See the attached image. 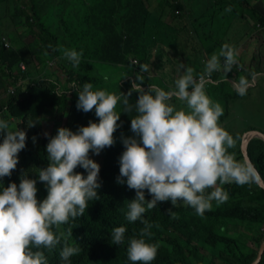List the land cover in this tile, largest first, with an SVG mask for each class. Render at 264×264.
<instances>
[{
  "label": "trees",
  "instance_id": "1",
  "mask_svg": "<svg viewBox=\"0 0 264 264\" xmlns=\"http://www.w3.org/2000/svg\"><path fill=\"white\" fill-rule=\"evenodd\" d=\"M261 1L0 0V119L9 122L10 130L19 128L27 134L26 147L18 154L17 167L10 177L0 178V190L13 182L19 185L22 174L37 179L39 169L47 167L45 133L54 136L60 127L76 132L79 127L88 126L89 121L98 123L94 109L88 113L77 110L78 93L72 88L73 84L79 88L90 82L93 91L104 90L118 96L128 93L133 79L138 83L143 80V86L155 84L165 91L172 90L174 79L169 81L163 75L155 79L142 73L150 57L171 54V68L178 75L182 73L178 71L181 63L195 67V74L201 72V60L187 52L191 38L198 39L193 53L201 52L206 61L213 53L218 54L225 43L236 47L249 33L231 34L229 28L264 30ZM229 6L232 13L224 11ZM167 18L170 20L166 21ZM222 24H225L224 32H214ZM19 26L30 34V41L24 42L23 36L16 32ZM61 49L82 52L77 68L63 57ZM132 58L137 59L136 65ZM238 58L237 53L236 60ZM99 65L113 69L106 71ZM225 74H237L236 67L232 66ZM217 77L219 75H212L214 80ZM243 78L250 80L251 73L245 71ZM248 95L249 92L242 98L236 89L233 92L221 89L214 99L223 105L219 120L236 141L235 147L228 151L238 161L243 160L242 134L264 133V129L255 124L237 128V124L245 120L236 116L234 108L245 105ZM137 98L138 94L133 92L129 98L133 108L128 113L124 112L122 100L117 103L115 110L120 114L117 123L121 127L113 134L114 145L99 155L90 151V159L100 165V198L88 202V208L78 217L79 223L72 232L64 231V236L69 237L81 230L68 243L79 246L82 249L79 254L88 255L89 261L84 264H132L127 255L128 240L133 236L139 238L143 225L126 219L129 202L124 198L126 191L119 187L117 177L119 157L124 151L121 134L133 135L130 124L131 118L137 115L134 107ZM171 103L177 108L184 107L175 98ZM253 103L257 102L250 105L259 108ZM30 123L35 126L28 127ZM2 141L0 133V143ZM247 153L264 181V140L260 136L251 138ZM83 171L78 167V173ZM40 184L44 183L37 179V185ZM218 186L228 193L229 199L220 205L213 201L212 209L203 217L182 201H178L175 208L170 201L158 202L156 208L146 211L144 218L153 227L152 236L145 239L157 245V255L151 264H253L257 261L264 241V188L257 182L242 186L219 185L218 182ZM128 197H135V193L130 191ZM145 199H151L147 190ZM170 208L178 218H170L167 214ZM119 226L127 231L125 242L118 246L111 243L110 232ZM259 264H264V254Z\"/></svg>",
  "mask_w": 264,
  "mask_h": 264
},
{
  "label": "clouds",
  "instance_id": "2",
  "mask_svg": "<svg viewBox=\"0 0 264 264\" xmlns=\"http://www.w3.org/2000/svg\"><path fill=\"white\" fill-rule=\"evenodd\" d=\"M224 11L231 12V6ZM61 50L63 57L77 68L82 52ZM236 56L234 47L225 43L218 54L213 53L207 59L199 74L181 63L178 71L182 73L169 91L155 84L143 86L139 78V83L132 78L131 89L119 96L104 90L93 91L90 82L79 88L73 84L72 88L78 93L77 110L88 113L94 109L98 123L89 121L88 126H81L76 132L60 127L54 136L45 133L49 163L36 175L44 184L37 185V179L22 174L19 185L13 182L0 190V264H84L89 261L87 254H79L82 251L79 246L68 243L81 230L69 237L64 236V231L72 232L79 223L78 217L88 208V202L100 198V165L90 159V151L99 155L114 145L113 134L121 127L117 123L120 120L115 110L117 103L122 100L125 113L132 111L129 98L133 92L138 94L134 105L137 115L131 118L133 135L121 134L124 151L119 157L117 177L119 187L126 191L124 198L129 202L126 219L143 225L139 238L133 236L128 240L127 255L132 264H151L156 258L157 245L145 239L152 236L153 225L144 214L156 208L158 202L170 201L175 208L178 201H182L203 217L212 209L213 201L220 205L229 199L218 182L219 185L240 186L254 183L257 171L250 161H238L228 151L235 147L236 141L218 123L223 115L222 106L205 91V87L215 81L212 78L209 82L212 75H225L235 66L237 74L230 75L237 77H233V82L238 86H231L230 90L236 89L241 96L246 94L248 80L243 77L249 66L243 58L236 60ZM131 60L137 64L136 58ZM243 66L246 68L242 69ZM144 71L146 67L142 70L145 74ZM261 75L264 73L252 72L251 78L255 80ZM173 98L184 107L172 104ZM34 126L35 123H30L28 127ZM0 133L3 134L0 178L10 177L19 162V152L26 147L27 134L19 128L10 130L9 122L3 119H0ZM77 167L86 170L87 176L76 172ZM207 189L211 191L206 192ZM145 190L150 200L145 199ZM130 191L135 197H128ZM167 214L171 219L178 218L171 208ZM126 231L124 226L113 228L111 243L123 244Z\"/></svg>",
  "mask_w": 264,
  "mask_h": 264
},
{
  "label": "rangeland",
  "instance_id": "3",
  "mask_svg": "<svg viewBox=\"0 0 264 264\" xmlns=\"http://www.w3.org/2000/svg\"><path fill=\"white\" fill-rule=\"evenodd\" d=\"M232 13V12H230ZM240 11L237 10V14H239ZM170 18H167L166 21H169ZM18 20H15V22H17ZM223 27H216L214 29V32H216L217 34H221L224 32V26L225 24H222ZM250 28H229L228 33L231 34H235V33H249ZM25 31H27L26 29H24L22 26H19L16 29V32H18L21 36H23V41L24 42H28L32 39V37L30 36V34H26L24 33ZM253 35H257L259 36V38H254L251 42V44L249 45V51L248 54L249 55H245L242 56L243 60H248L250 57H255V58H260L263 56L264 58V30L258 29L257 31L253 32ZM248 37V36H247ZM247 37L243 38L241 40V42H249ZM249 38V37H248ZM198 44V39L193 37L191 38L189 47H188V51L187 52H193L192 49ZM240 44V43H239ZM241 47H244V44L241 45ZM253 54V55H251ZM170 55L171 54H160L158 56H151L149 59V64L148 66L145 65V67L147 68V71H144L146 76H153L155 79H157V77H161L166 76V79L169 81H173L176 80L178 78V73H175L173 71V69L171 68V63H170ZM196 55V54H195ZM197 56V55H196ZM101 66L102 69L106 70V71H111L113 69V67L111 66H106V65H99ZM161 81V80H160ZM262 87H264V80H261V84ZM259 87V88H255L253 91L249 92L248 97L246 98L245 101V105L243 106H237L234 108V113L236 114V116H238L239 118L244 119V122H239L237 124V128H243L249 124H255L257 125L259 128L264 129V124H262L260 122V120L264 121V100H263V88ZM250 91V90H249ZM252 102H257V103H253V104H257L259 108L254 107L250 104H252ZM257 108V109H255ZM41 123H44L43 121ZM219 125L224 128L225 130H228L225 126L222 120L218 121ZM78 167L75 169V171L77 172ZM80 173H86V170ZM230 234H233L234 232H229Z\"/></svg>",
  "mask_w": 264,
  "mask_h": 264
},
{
  "label": "crops",
  "instance_id": "4",
  "mask_svg": "<svg viewBox=\"0 0 264 264\" xmlns=\"http://www.w3.org/2000/svg\"><path fill=\"white\" fill-rule=\"evenodd\" d=\"M259 6H261V8H264V0H262L260 3H259ZM223 27V26H221ZM224 29H225V26H224ZM258 28H254V27H251L250 30H249V35L247 37L248 41L249 42H241L239 45H237L236 47H234L236 53H238L239 55V58H243L242 56H245L246 54H248L249 51V45L251 44L252 40L254 38H259V36L257 35H253V32L254 31H257ZM244 44V47H241V45ZM193 50V49H192ZM193 54V58L195 57H198V59L201 60V72L203 71L204 67H205V62H206V59L204 58V56L201 54V52L198 51V55L196 56L195 53L191 52ZM253 55V54H251ZM251 60H245V64L248 65V71L250 73L252 72H258V73H264V58L263 56L260 57V58H255V57H250ZM184 64V63H183ZM186 67H190V66H187L186 64H184ZM193 69H194V74H195V70L196 68L191 66ZM243 68H246L245 66H243ZM200 73V72H199ZM197 73V74H199ZM223 78H226V80H222V81H218V80H215L212 82L211 86L209 87H205L208 88L209 90H205L206 91V94L214 101V102H217L216 99L219 95V92L220 90H229V89H232L231 86H238L236 85L233 81H234V78H237L236 76H231L230 74H225V75H219V77L217 78H220L222 77ZM234 77V78H233ZM228 79V80H227ZM261 80H264V75H261L259 76L257 79L253 80L252 78L250 80H248V85H247V89H246V94L243 95V96H240L242 98H245L247 96V92H251L253 91L255 88H259V87H262L260 84H261ZM263 88V100H264V87ZM250 90V91H249ZM219 103V102H218ZM221 105V104H220ZM222 108H223V105H222ZM264 109V108H263Z\"/></svg>",
  "mask_w": 264,
  "mask_h": 264
},
{
  "label": "water",
  "instance_id": "5",
  "mask_svg": "<svg viewBox=\"0 0 264 264\" xmlns=\"http://www.w3.org/2000/svg\"><path fill=\"white\" fill-rule=\"evenodd\" d=\"M255 136H260L264 140V133H262L261 131H248V132H245L242 134L241 141H240V152H241L242 158H243V160L247 159L251 163H252V161L249 157V153H247V144H248V142H250L251 138H253ZM252 165H253V163H252ZM254 168L258 173L255 182H257L258 184H261V186L264 188V181L261 177V173L259 172L257 167L254 166ZM263 254H264V241L261 244L259 257H258L257 261H255L253 264H259L262 260Z\"/></svg>",
  "mask_w": 264,
  "mask_h": 264
},
{
  "label": "built area",
  "instance_id": "6",
  "mask_svg": "<svg viewBox=\"0 0 264 264\" xmlns=\"http://www.w3.org/2000/svg\"><path fill=\"white\" fill-rule=\"evenodd\" d=\"M212 77L210 78L209 82L211 81Z\"/></svg>",
  "mask_w": 264,
  "mask_h": 264
}]
</instances>
